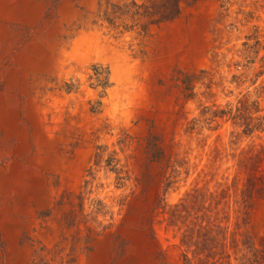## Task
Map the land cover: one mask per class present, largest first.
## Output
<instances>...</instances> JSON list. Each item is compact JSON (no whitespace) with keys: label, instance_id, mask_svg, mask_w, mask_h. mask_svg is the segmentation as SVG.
Returning <instances> with one entry per match:
<instances>
[{"label":"rangeland","instance_id":"rangeland-1","mask_svg":"<svg viewBox=\"0 0 264 264\" xmlns=\"http://www.w3.org/2000/svg\"><path fill=\"white\" fill-rule=\"evenodd\" d=\"M131 1L0 0V264H264V0Z\"/></svg>","mask_w":264,"mask_h":264},{"label":"trees","instance_id":"trees-1","mask_svg":"<svg viewBox=\"0 0 264 264\" xmlns=\"http://www.w3.org/2000/svg\"><path fill=\"white\" fill-rule=\"evenodd\" d=\"M183 0H143L139 3L132 0L124 5L111 3L112 8H118L122 15L130 14L136 21L135 25L142 27L143 30L148 29L152 24H161L176 19L182 11ZM107 14L111 13L107 11ZM76 260L71 258L65 264H76ZM36 264H54L45 257H41Z\"/></svg>","mask_w":264,"mask_h":264}]
</instances>
